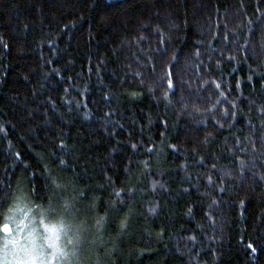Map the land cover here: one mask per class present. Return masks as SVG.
Returning a JSON list of instances; mask_svg holds the SVG:
<instances>
[{
	"label": "trees",
	"instance_id": "obj_1",
	"mask_svg": "<svg viewBox=\"0 0 264 264\" xmlns=\"http://www.w3.org/2000/svg\"><path fill=\"white\" fill-rule=\"evenodd\" d=\"M21 221L66 264H264V0H0Z\"/></svg>",
	"mask_w": 264,
	"mask_h": 264
},
{
	"label": "rangeland",
	"instance_id": "obj_2",
	"mask_svg": "<svg viewBox=\"0 0 264 264\" xmlns=\"http://www.w3.org/2000/svg\"><path fill=\"white\" fill-rule=\"evenodd\" d=\"M44 232L41 240L31 221L15 223L12 231L8 228L0 245V264H66L65 238L59 227L49 225Z\"/></svg>",
	"mask_w": 264,
	"mask_h": 264
},
{
	"label": "snow or ice",
	"instance_id": "obj_3",
	"mask_svg": "<svg viewBox=\"0 0 264 264\" xmlns=\"http://www.w3.org/2000/svg\"><path fill=\"white\" fill-rule=\"evenodd\" d=\"M133 147H135V145H133ZM0 230H2V231H8V226L2 225V226H0ZM249 247L251 248L252 245L250 244ZM253 251H255V249H253Z\"/></svg>",
	"mask_w": 264,
	"mask_h": 264
}]
</instances>
